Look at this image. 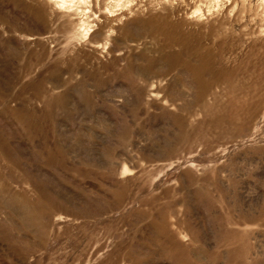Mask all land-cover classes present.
Here are the masks:
<instances>
[{
  "label": "rangeland",
  "instance_id": "obj_1",
  "mask_svg": "<svg viewBox=\"0 0 264 264\" xmlns=\"http://www.w3.org/2000/svg\"><path fill=\"white\" fill-rule=\"evenodd\" d=\"M0 264H264V0H0Z\"/></svg>",
  "mask_w": 264,
  "mask_h": 264
}]
</instances>
